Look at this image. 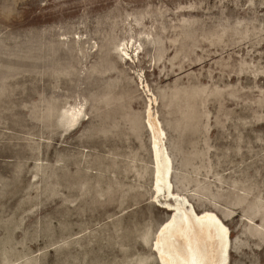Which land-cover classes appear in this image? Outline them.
<instances>
[{
  "label": "rangeland",
  "instance_id": "rangeland-1",
  "mask_svg": "<svg viewBox=\"0 0 264 264\" xmlns=\"http://www.w3.org/2000/svg\"><path fill=\"white\" fill-rule=\"evenodd\" d=\"M149 119L264 264V0H0V264H162Z\"/></svg>",
  "mask_w": 264,
  "mask_h": 264
},
{
  "label": "bare ground",
  "instance_id": "bare-ground-1",
  "mask_svg": "<svg viewBox=\"0 0 264 264\" xmlns=\"http://www.w3.org/2000/svg\"><path fill=\"white\" fill-rule=\"evenodd\" d=\"M155 121H148L153 132L152 148L156 164L154 190L155 193L165 194L166 189L171 199H175V205L170 209L175 214L162 225L153 244L160 263L228 264L230 238L227 227L212 212L197 214L184 197L170 191L171 161L160 139L163 131L158 129V122Z\"/></svg>",
  "mask_w": 264,
  "mask_h": 264
}]
</instances>
